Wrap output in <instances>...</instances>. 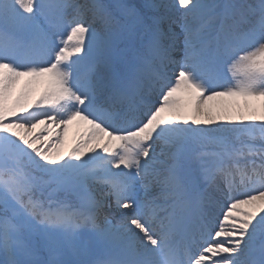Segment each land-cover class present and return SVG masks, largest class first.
I'll return each mask as SVG.
<instances>
[{
  "label": "snow or ice",
  "instance_id": "snow-or-ice-1",
  "mask_svg": "<svg viewBox=\"0 0 264 264\" xmlns=\"http://www.w3.org/2000/svg\"><path fill=\"white\" fill-rule=\"evenodd\" d=\"M239 96L264 98V0H0V264H264V114L207 106ZM76 119L67 157L30 135ZM82 228L100 256L73 247Z\"/></svg>",
  "mask_w": 264,
  "mask_h": 264
},
{
  "label": "rangeland",
  "instance_id": "rangeland-1",
  "mask_svg": "<svg viewBox=\"0 0 264 264\" xmlns=\"http://www.w3.org/2000/svg\"><path fill=\"white\" fill-rule=\"evenodd\" d=\"M25 80V77L21 76L12 88V93L17 96L23 95L21 93V86ZM24 96V95H23ZM245 98V97H216L212 100L207 101V106L210 108L212 106L220 105L225 106L227 108L226 111L222 113V115H230L233 117H239L241 115H248L250 110H255L257 107L258 114H264V98ZM26 99V98H25ZM28 103V100L26 99ZM256 106V107H254ZM101 191H107L105 188L100 187ZM100 194V192H99ZM106 200V199H105Z\"/></svg>",
  "mask_w": 264,
  "mask_h": 264
},
{
  "label": "bare ground",
  "instance_id": "bare-ground-1",
  "mask_svg": "<svg viewBox=\"0 0 264 264\" xmlns=\"http://www.w3.org/2000/svg\"><path fill=\"white\" fill-rule=\"evenodd\" d=\"M222 108V107H221ZM221 108H219V109H221ZM218 110V109H217Z\"/></svg>",
  "mask_w": 264,
  "mask_h": 264
}]
</instances>
